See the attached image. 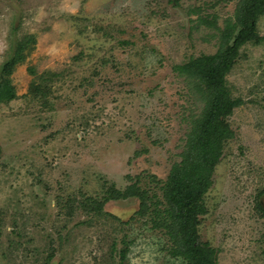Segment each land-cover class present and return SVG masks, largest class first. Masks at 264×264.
Listing matches in <instances>:
<instances>
[{
	"label": "rangeland",
	"instance_id": "obj_1",
	"mask_svg": "<svg viewBox=\"0 0 264 264\" xmlns=\"http://www.w3.org/2000/svg\"><path fill=\"white\" fill-rule=\"evenodd\" d=\"M243 4L0 0V85L15 90L0 101V264H188L170 189L212 90L182 66L241 30ZM224 86L241 104L203 169L197 233L217 264H264V40L243 44Z\"/></svg>",
	"mask_w": 264,
	"mask_h": 264
},
{
	"label": "trees",
	"instance_id": "obj_2",
	"mask_svg": "<svg viewBox=\"0 0 264 264\" xmlns=\"http://www.w3.org/2000/svg\"><path fill=\"white\" fill-rule=\"evenodd\" d=\"M243 2L246 3V7L244 8L243 4L241 13L237 14L236 25V27L241 26V30L236 35L233 34L235 31L225 32L222 47L215 55H203L182 66L185 71L198 74L212 90L210 91L212 103L204 122L206 130L202 134L204 142L199 143V150H194L196 158L193 160L192 170L185 169L186 171L181 174L177 173L173 176L170 189L173 212L171 215L178 212L177 219L180 220L179 223L176 221V226L171 232L178 246L173 254L184 257L188 264H217L215 249L208 243L202 242L197 233L199 216L203 214L205 208L204 195L210 185L204 178L203 169L205 167L212 171L215 167L214 164L221 156V128L223 125L227 128L223 118L241 104L240 100L230 97L227 87L224 86L225 76L234 66L244 43L254 38L256 42L264 40V37L256 36L254 33L256 18L264 14V0H243ZM236 27L234 26L233 29ZM233 37L235 40L232 43L230 40ZM14 63L15 61L9 67ZM14 97V87L9 81H4L0 85V101H8ZM211 129H214V133H218L219 136L212 139L208 133ZM206 163H210L207 164L208 167L204 166Z\"/></svg>",
	"mask_w": 264,
	"mask_h": 264
}]
</instances>
